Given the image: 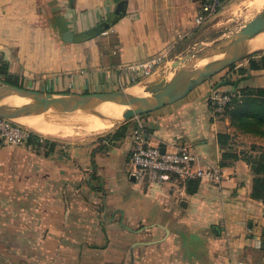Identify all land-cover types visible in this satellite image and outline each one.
I'll return each instance as SVG.
<instances>
[{"label":"crops","instance_id":"obj_1","mask_svg":"<svg viewBox=\"0 0 264 264\" xmlns=\"http://www.w3.org/2000/svg\"><path fill=\"white\" fill-rule=\"evenodd\" d=\"M203 1L0 0V55L34 90L62 95L134 88L146 78L131 82L118 68L175 58L195 44L214 18L195 25ZM229 4L221 0L218 12ZM101 25L106 33L91 35ZM65 31L71 42L63 40ZM235 73L243 79L225 87H264V70ZM214 87L231 91L203 82L127 121L117 143L105 135L75 142L42 137L54 142L44 155L0 142V264H264V197H251L253 175L245 161L221 166L229 150L218 134L233 138L227 146L238 155L244 143L264 141L214 113ZM137 125L163 150L187 146L199 166L219 165L223 179L197 181L193 192L177 181L136 179L130 149ZM236 138L243 141L239 148Z\"/></svg>","mask_w":264,"mask_h":264},{"label":"rangeland","instance_id":"obj_2","mask_svg":"<svg viewBox=\"0 0 264 264\" xmlns=\"http://www.w3.org/2000/svg\"><path fill=\"white\" fill-rule=\"evenodd\" d=\"M263 7H264V1L258 3L257 1L254 0H230V4L226 6V8H223L224 9L223 11H221L220 13L218 12L216 16L212 19V21H210L212 27H210L209 29L203 32L201 30L200 36H198L199 39L197 40V42H195V44H192L187 50H185L175 58H169L165 60L154 74L146 77V80L142 85L134 86V88H129V89L130 90L136 89L138 91V94L141 95L142 93H145L148 90L157 89L161 86L167 85L168 83L175 82V84L171 86L169 94L170 95L177 94L183 88L180 82L191 78L199 70L214 64L217 61V59H220L222 56L228 53V52H223V54H220L218 56H215L214 58L208 59L203 62L202 60L205 58L210 48H213L215 45L226 41L228 38L231 37L232 39L235 38L242 30V28L248 22H250ZM257 28H258V32L256 31L252 41H256L263 38L262 35L264 34V25H260ZM262 50H264V46H261L256 49L253 47L251 50L247 51L246 56L256 54ZM245 57L235 63L236 66L234 67V69H231L230 66L226 67L222 71L207 78L204 82L206 84H209L210 86L217 85L219 86L220 89L222 88V90H231L232 92L236 93L239 90L237 91L234 89L232 90L230 87L227 88L225 87L226 85H221V84L223 82L232 81L236 79L235 69H237L238 66L240 67L246 65ZM214 59L216 61L210 62L211 60ZM0 84L5 85L4 83L1 82ZM35 87L37 86L34 85L25 86V88L28 89H34ZM36 89H38V87ZM43 92L50 94L53 93V92H49L47 89H44ZM27 113L35 114V116H38L40 118V121L43 122L42 123L43 126H45L46 129L45 133L38 132L32 129L31 127L21 123L16 116H10L7 117V119L10 120L11 122L23 126L28 131L36 133L42 137H46L49 139H59L64 141H73V142L79 140L89 141L91 139H96L112 132L116 127L120 125L119 123H116L113 126H103L97 131L81 132L77 129L82 126L81 124H85V122H89L90 120L87 119V117L84 115L81 116L79 112L74 111L72 115L73 116L76 115L74 117L75 119L77 116H80V118H77L76 120H72V118H69V121H64V122H61V120L55 117L53 114H51L52 112L49 110L32 109L30 111H27ZM68 132H71L73 135L60 137L62 134ZM76 133L80 135H76ZM260 138H262L261 140L264 141V137H260ZM241 142H243L241 139L236 138L235 147L237 146L239 148ZM254 145L261 146L258 144H254ZM250 146H253V144L244 143L245 148L243 150H246L247 149L246 147L249 148Z\"/></svg>","mask_w":264,"mask_h":264},{"label":"built area","instance_id":"obj_3","mask_svg":"<svg viewBox=\"0 0 264 264\" xmlns=\"http://www.w3.org/2000/svg\"><path fill=\"white\" fill-rule=\"evenodd\" d=\"M221 0H204L196 11L195 25H201L218 13ZM104 34L106 33L103 32ZM164 56L154 57L145 61L135 62L118 68L128 75L131 82L146 78L156 72L165 61ZM237 96V92L221 91L211 88L210 103L214 113L223 112L226 104ZM30 131L23 126L0 117V142L5 145L20 146L25 144ZM130 165L136 179L144 178L150 184H165L177 181L185 188L191 180L219 184L224 177L219 165H198V158L187 146L161 151L157 145L149 142L144 128L137 125L132 130L130 149ZM236 264V263H232Z\"/></svg>","mask_w":264,"mask_h":264},{"label":"water","instance_id":"obj_4","mask_svg":"<svg viewBox=\"0 0 264 264\" xmlns=\"http://www.w3.org/2000/svg\"><path fill=\"white\" fill-rule=\"evenodd\" d=\"M264 25V7L258 12V14L248 22L239 34L235 37L234 47L218 59L214 64L207 66L199 70L191 78L180 82L183 86L182 90L177 94L170 95L169 91L171 86L175 82L168 83L157 89L148 90L145 93L138 95L130 89H119L109 92H94V93H68L62 95H54L50 93H44L40 90L28 89V88H16L5 84L3 88L13 89L18 92L17 100L11 103L9 106L0 107V117L7 119L10 114L21 109L25 103L34 100L41 108L67 111L70 113L79 112L89 119L88 114L82 110L81 105L91 101L98 102H113L117 100H125L128 106L121 112L120 117L113 119L111 122L97 118V120L105 126H113L116 123L120 125L127 121L145 114L147 112L156 110L162 106L176 102L179 99L185 97L195 86L203 83L207 78L222 71L226 67L235 64L240 59L247 55L248 47L253 39L256 31L258 32V26ZM72 34L69 31L63 33V40L71 42ZM221 85H234L232 81L223 82ZM3 90V89H2ZM1 92V90H0ZM163 152V148H161Z\"/></svg>","mask_w":264,"mask_h":264},{"label":"trees","instance_id":"obj_5","mask_svg":"<svg viewBox=\"0 0 264 264\" xmlns=\"http://www.w3.org/2000/svg\"><path fill=\"white\" fill-rule=\"evenodd\" d=\"M106 25H101L98 28H94L91 31V35H96L106 30ZM90 33V32H89ZM246 65L238 66L235 71L238 75H245L248 71L264 70V50L245 57ZM236 65L233 64L231 69H234ZM247 77V75L245 76ZM243 79L241 76L237 77L234 85L237 86L238 81ZM0 82L16 88H24V80L21 76L11 73L9 70V62L0 55ZM217 89V87H214ZM237 96L232 98L228 102L219 115H225L229 117L230 124L237 131L242 133H250L259 137H264V87H242L238 89ZM88 93V92H83ZM125 123L116 127L111 133L105 135L106 140L109 143H117L124 137ZM229 139L231 138L226 133L218 134V142L222 147H228L227 152L222 154L221 166L228 165V160L242 159L245 161L253 175L251 197L254 199H261L264 197V147L250 146L247 150L240 151L239 155L236 152H231L232 146L229 145ZM26 145L30 146L37 152L42 151L46 155L51 152L54 146V142L42 138V136L30 132L26 142ZM255 153V154H254ZM197 181H189L188 191L193 192L197 187Z\"/></svg>","mask_w":264,"mask_h":264},{"label":"bare ground","instance_id":"obj_6","mask_svg":"<svg viewBox=\"0 0 264 264\" xmlns=\"http://www.w3.org/2000/svg\"><path fill=\"white\" fill-rule=\"evenodd\" d=\"M254 1H257L258 3H260L264 0H254ZM262 36H263V38H261L259 40L251 41L249 44L248 50H251L253 47L256 49V48H259L261 46H264V34ZM234 42H235V38L232 39V37H231V38H228L226 41L215 45L213 48H210L209 52L206 54L205 58L202 61L204 62L208 59L214 58L215 56L223 54V52H229L234 47ZM212 61H216V60L214 59V60H211L210 62H212ZM3 86L4 85L0 84V90H1V92H0V107L1 106H9L11 103L16 101L17 97H18V92L16 90L5 89V88H3ZM131 91L138 94V91L136 89H133ZM126 106H128V103L125 100H117V101H113V102L91 101L88 103H84L81 105V108L83 111H85L88 114L90 121L85 122V124H81L82 126L80 128H78L77 130H79L81 132L97 131L98 129L105 126V125L101 124L97 120V118L111 122L113 119L120 117L121 112L124 110V108ZM32 109L49 110L52 112L51 114H53L55 117L60 119L61 122L69 121V118H72V120H76L77 118H80V116H77L75 119L74 117L76 115L73 116L72 115L73 113H70L69 111L64 112V111L41 108V105H39L34 100H31V101H28L27 103H25L21 109L10 114L9 117L10 116H16L21 123L31 127L32 129H34L38 132L45 133L46 132L45 126H43V124H42L43 122L40 121V118L38 116H35V114H28L27 113V111H30ZM79 114H81V113H79ZM83 115L84 114H81V116H83Z\"/></svg>","mask_w":264,"mask_h":264}]
</instances>
